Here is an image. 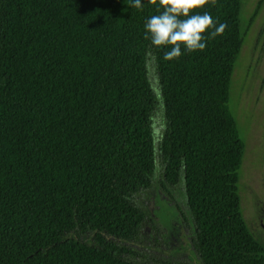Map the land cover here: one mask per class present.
<instances>
[{"label":"trees","instance_id":"16d2710c","mask_svg":"<svg viewBox=\"0 0 264 264\" xmlns=\"http://www.w3.org/2000/svg\"><path fill=\"white\" fill-rule=\"evenodd\" d=\"M128 4L0 0V264H141L115 240L139 232L134 197L159 171L168 189L183 183L194 264H264L241 207L245 141L229 105L242 0L197 9L227 28L173 61L144 38L157 5Z\"/></svg>","mask_w":264,"mask_h":264},{"label":"rangeland","instance_id":"374dc122","mask_svg":"<svg viewBox=\"0 0 264 264\" xmlns=\"http://www.w3.org/2000/svg\"><path fill=\"white\" fill-rule=\"evenodd\" d=\"M245 41L237 58L229 105L245 141L240 172L243 215L254 235L264 245V0H242ZM149 78L156 97L151 125L158 140L165 126L160 83L153 66ZM161 172L134 203L146 218L133 240H115L128 249L122 257L141 264H194L189 246L194 226L184 199V186H163ZM197 255V254H196Z\"/></svg>","mask_w":264,"mask_h":264},{"label":"clouds","instance_id":"9594fccd","mask_svg":"<svg viewBox=\"0 0 264 264\" xmlns=\"http://www.w3.org/2000/svg\"><path fill=\"white\" fill-rule=\"evenodd\" d=\"M158 14L144 23V38L157 48H166L163 60L179 59L184 53L204 51L209 39L223 35L227 24L219 23L202 9L209 0H150ZM214 4V0H212ZM129 7L143 9V0H129ZM207 30V33H206ZM206 33V34H205Z\"/></svg>","mask_w":264,"mask_h":264},{"label":"flooded vegetation","instance_id":"af4514ba","mask_svg":"<svg viewBox=\"0 0 264 264\" xmlns=\"http://www.w3.org/2000/svg\"><path fill=\"white\" fill-rule=\"evenodd\" d=\"M190 243V242H189Z\"/></svg>","mask_w":264,"mask_h":264}]
</instances>
